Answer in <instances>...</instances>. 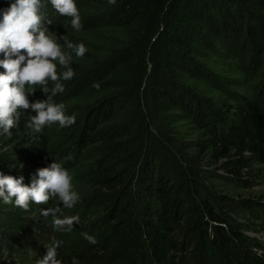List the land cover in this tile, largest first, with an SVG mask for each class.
<instances>
[{
    "label": "trees",
    "instance_id": "16d2710c",
    "mask_svg": "<svg viewBox=\"0 0 264 264\" xmlns=\"http://www.w3.org/2000/svg\"><path fill=\"white\" fill-rule=\"evenodd\" d=\"M76 4L81 30L50 3L42 9L50 22L42 26L81 35L88 51L77 59L73 78L59 81V94L70 106L88 105L80 116L66 111L76 115L75 124L62 128L57 122L34 134L20 110L13 136L0 135V171L22 176L30 187L39 170L65 162L91 193L57 211L79 216L70 232L57 230L51 213L41 214L46 225L33 224L25 209L0 202V263L11 264L12 257L16 264H36L47 251L35 242L48 248L59 239L64 264L72 257L79 264H264V243L249 235L264 228V200L222 194L220 180L200 169L207 159L241 188L264 172V81L250 96L228 92L232 104L216 99L225 60L264 59V0ZM6 6L8 0H0ZM141 61L143 73L131 82ZM135 89L143 90V108L168 130L180 132L181 121L195 125L200 136L194 153L175 139L154 144L150 125L133 123ZM15 144V156L3 151ZM29 203L27 212L41 213L58 201ZM85 232L97 243H89Z\"/></svg>",
    "mask_w": 264,
    "mask_h": 264
},
{
    "label": "clouds",
    "instance_id": "9594fccd",
    "mask_svg": "<svg viewBox=\"0 0 264 264\" xmlns=\"http://www.w3.org/2000/svg\"><path fill=\"white\" fill-rule=\"evenodd\" d=\"M109 2L114 3L115 0ZM48 3L59 15L71 18L73 29L79 31L83 28L76 0H8V6L0 7V69H3L0 71V135L10 134L18 126L21 109L30 108L36 113L28 121L29 127L36 132L45 125L58 122L63 128L76 122V115L66 114L65 105L53 99L64 91V84L59 81L70 80L75 75L74 69L67 67L73 57L59 41L63 39L67 49L74 51L76 57H83L88 48L82 41L74 43L42 26L50 22L46 21L42 11ZM58 65L67 67V70L58 72ZM50 81L56 82L51 89L48 87ZM37 86L51 94L46 100L30 103L28 95L34 94ZM94 87L99 88V83ZM39 177L29 187L23 184L22 176L16 179L0 171V202L27 210L30 201L40 205L58 198L60 205L42 208L41 214L48 216L51 213L57 230L72 231L74 222H79V216L57 215L61 208L72 209L79 200L78 192L73 190V177L69 170L62 162L54 161L49 167L39 170ZM82 235L89 243H97L95 236L87 232ZM61 244L59 239L53 241L47 254L36 264H64L57 252ZM72 264H79V261L72 257Z\"/></svg>",
    "mask_w": 264,
    "mask_h": 264
},
{
    "label": "rangeland",
    "instance_id": "374dc122",
    "mask_svg": "<svg viewBox=\"0 0 264 264\" xmlns=\"http://www.w3.org/2000/svg\"><path fill=\"white\" fill-rule=\"evenodd\" d=\"M58 37L66 36L67 39L72 40L75 42H81L79 40L80 34H76L74 32H69V34H57ZM85 37H91V33H85ZM62 45V47L69 53H71L73 59L70 60L69 65L67 67L73 68L76 66V61L79 58L82 57H76L74 51L71 49H67L66 42L61 39L59 41ZM89 42V41H86ZM226 68L224 72V78L217 77V80H219V83H221L220 88H216V99L217 101L225 100V103L232 104V98L230 95L228 96V92L231 94H236L240 96H250L252 94H255L256 91L262 86V82L264 81V59H250L249 56H241L239 58V61H232V60H225ZM147 62V61H146ZM144 61H141L136 71H134V74L131 77V82L137 81V77L139 75H142L143 69H144ZM67 67L58 65V71H66ZM148 67V64H147ZM0 71H3V69H0ZM49 82V89H51L53 86ZM51 93H45L41 90H39V87L37 86V89L34 94H29L28 99L30 103L36 102L37 100H46L48 98V95ZM143 90L135 89L131 92V98L132 102L134 104V113L131 115V120L135 124V122H138L139 125H141L143 128L146 125H150L148 127L149 132H147V135L151 138H154V144L160 142V141H173L174 139L178 142H181V147L185 149L186 151H191L194 153L193 143L195 140L199 139V132L196 131L195 125L188 121H181V130L180 132L176 133L173 130H168L165 128L162 123L154 120V118L151 116V113L149 110L143 108L141 105L143 103ZM55 102L63 103L65 105L66 111L72 110V112H75L76 115H81L82 111L86 109L87 105L86 103H77L72 106L69 105V102L63 99V95H60L59 93L56 94L55 97H53ZM23 112V115L25 116L26 120V130L31 133H37L32 128L29 127L28 121L30 120V116H35L36 113L32 111L30 108L27 110L21 109ZM30 114V115H29ZM41 132V131H39ZM13 135L11 134H5V137L11 138ZM141 140V137L139 138V141ZM140 143H143V141H140ZM17 145H13L10 149L7 150V148H4L3 151L12 152L15 156L18 153V150L16 149ZM133 153L136 151H139V148L133 147L131 150ZM204 162L200 163V169L208 175V177L211 180H217L219 179V182H216L217 187L221 190L222 194L226 195H232V196H238V197H257L264 200V172L260 171L258 172V179L254 182L252 186L249 188H241L239 184H236V181H234L233 178L227 177L222 172H220L216 165L212 162L208 161L207 159H203ZM64 167H66L70 174L72 175V184H73V190L78 192L79 199L87 196L89 193H91V190L89 188V185H87L84 181L78 180L77 176L74 174L72 170L69 169V166L66 165L65 162H62ZM20 169V168H18ZM221 177V179H220ZM247 177V176H244ZM57 205H60V201L57 198ZM56 205V206H57ZM30 209V208H28ZM62 210V208H61ZM30 211V210H28ZM24 216L32 222L33 224H44V217L41 215L38 211H30L27 212V210H24ZM250 237L258 240L259 242L264 243V228H260V232L258 233H250ZM29 236H25L26 241L28 243H33L31 239L28 238ZM36 246L40 248L42 251H47V245L44 243V241H36ZM9 261L11 260V264H16L14 261V258L10 257L8 258ZM15 262V263H14ZM0 264H4V261Z\"/></svg>",
    "mask_w": 264,
    "mask_h": 264
}]
</instances>
